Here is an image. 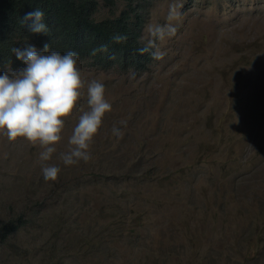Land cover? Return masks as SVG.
I'll return each mask as SVG.
<instances>
[{"label": "rangeland", "instance_id": "374dc122", "mask_svg": "<svg viewBox=\"0 0 264 264\" xmlns=\"http://www.w3.org/2000/svg\"><path fill=\"white\" fill-rule=\"evenodd\" d=\"M146 16L142 41L155 52L148 72H81L85 93L79 103L92 79L104 84L111 103L90 144L92 158L74 166L60 159L87 109L79 106L67 117L52 159L44 162L62 164L61 182L71 189L67 205L75 208L73 224H58L57 212L48 210L60 191V177L44 181L40 147L0 136V211L9 214L3 206L16 211L31 200L42 203L40 215L47 217L0 244V264H89L81 262L83 256L73 257L75 247L66 246L76 230H84L100 181L129 190L127 178L143 173L151 187L141 179L138 192L151 199L147 214L129 239L117 238L119 253L106 264H156L155 257L165 261L158 264H205L207 258L217 264H264V233L253 241L247 227L248 220L264 219V0H151ZM159 52L163 55L157 58ZM121 120L126 124L120 125ZM114 125L121 128L119 138L112 135ZM118 145L122 154L110 159L109 175L105 158L95 156ZM89 176H94L91 185ZM173 187H182V195L191 191L196 204L185 210L182 202L173 206L178 201ZM200 192L203 203L197 200ZM194 205L201 207V216ZM247 208L255 213L247 214ZM183 210L196 217L185 226L182 217L185 222L189 218ZM211 247L223 254L209 252ZM230 253L244 256L231 257L229 263L225 255Z\"/></svg>", "mask_w": 264, "mask_h": 264}, {"label": "clouds", "instance_id": "9594fccd", "mask_svg": "<svg viewBox=\"0 0 264 264\" xmlns=\"http://www.w3.org/2000/svg\"><path fill=\"white\" fill-rule=\"evenodd\" d=\"M20 9L9 0H0V136L13 142L22 138L33 145H38L41 149L38 159L42 162V177L46 182L55 181L60 167L44 162L50 161L52 154L56 152V145L61 140L67 117L79 106L87 107L81 111L68 137V150L60 156L64 166H74L80 162L87 163L92 158L90 144L102 125L104 115L111 111V103L105 97L104 84L96 79L87 82L86 98L79 103L85 93V82L81 72L88 74L119 72L116 69H98L103 65L94 64L87 57L80 58L75 51L68 50L67 44L60 47L51 35L43 10L34 8L29 11L27 5L20 6ZM122 9L119 3L116 8L110 10L103 2L98 1L97 11L93 17L100 21L118 15ZM144 44L151 48L146 42ZM103 50L102 45L99 49H94L93 54ZM162 55V52L156 54L157 58ZM112 59L119 60L117 56H105L106 62ZM130 73L132 72H128ZM119 124L124 125L126 121L121 120ZM111 132L116 138L122 135L121 128L116 125L112 127ZM119 148L120 145L115 150L119 151ZM109 150H113L111 146ZM121 154L120 151L117 153L118 156ZM8 162L9 160L4 161L3 165H7ZM110 162L114 164V160ZM109 165L108 163L107 167ZM109 174L112 175L113 170L110 169ZM2 187L5 190V184ZM1 203L3 200H0ZM26 206L28 205L24 201L16 211L10 207H2V210L8 209L10 213L0 211V224L7 225L16 232L13 236L0 241V244L11 241L22 232L9 226V223L17 219ZM88 208L90 214L93 207ZM71 212L64 221L72 220L73 224L75 218H71L74 210ZM91 223L88 215L84 230H76L74 240L66 247L68 249L75 247L71 250L72 255L78 260L80 256L85 257L81 262L91 264L89 259H92L96 264H106L113 258L110 254L111 249L103 238L93 232L90 228ZM70 237L63 241L64 244Z\"/></svg>", "mask_w": 264, "mask_h": 264}, {"label": "trees", "instance_id": "16d2710c", "mask_svg": "<svg viewBox=\"0 0 264 264\" xmlns=\"http://www.w3.org/2000/svg\"><path fill=\"white\" fill-rule=\"evenodd\" d=\"M11 1L19 10L20 6L27 5L29 11L34 8H39L45 13V21L48 23L51 30V35L54 39L57 40V43L60 47L68 45V50L75 51L80 58H89L94 64L103 65L98 68L101 70L116 69L120 74H128L132 72L137 74L147 70L152 63L154 58L153 49L148 48L142 41L141 33L142 28L145 24V15L149 7V0H9ZM103 2L104 6L110 10L116 8L117 4H121L123 9L118 15H113L111 17L104 18L100 21H97L93 15L97 11V2ZM16 12V11H15ZM14 12V13H15ZM50 35V34H49ZM115 37H119L117 40ZM104 46L103 51H96L93 54L94 49H99L100 46ZM102 53L103 59L100 58ZM117 56V59H112L106 62L105 56ZM210 120V119H209ZM209 127V126H208ZM219 148V147H216ZM212 149V148H210ZM118 149L111 152L109 147L105 150L102 149L97 153L95 157L102 156L105 158L104 165L110 164L108 168L113 170L112 163L110 159L117 155ZM106 163V164H105ZM102 164L99 166L98 170L101 169ZM110 169H106L109 174ZM62 171V167L60 169ZM111 175V174H109ZM62 176V175H61ZM145 173L142 175H133L131 174L127 178L130 183L129 190H122L118 188V185H105L100 181L98 192L96 193L97 198H95L93 203V209L89 214L91 218L90 228L93 232L103 238L111 249V255L113 259L115 253H119V247L121 244L117 241L119 236H125L128 239L129 233H132L133 229L137 226L142 225V217L147 214V206L151 203V199L140 194L138 190L140 189L141 179L143 183L147 186L151 185L146 183L144 178ZM87 177V176H86ZM148 177V176H145ZM171 179V178H170ZM149 180V178H148ZM89 184H93L94 176H89ZM189 183L187 180L184 184ZM173 186H176L173 181H171ZM183 184V185H184ZM78 185H84V183H78ZM182 185V187H183ZM219 186L222 183H218ZM60 191L55 193L56 200L53 198L51 204L48 207V210L52 207L54 212H57L55 216V221L58 224L65 225L71 224L72 220L64 219L68 214L75 208H68L67 202L69 200V194L71 189L68 187V182H61L59 179ZM56 187V184L53 185ZM182 187L180 188L173 187L176 189V192L173 194V197L176 196L178 199L177 203H173V206H177L179 202H182L184 205V210L188 207H192L193 204H196V201L191 197V191H188L182 195ZM201 192L198 194L197 200L200 199L201 203L205 202L203 197H201ZM25 204L28 205L25 207V210L21 215L15 220H11L9 226L13 228H18L24 230L29 226L30 222L40 219L44 221L47 219L44 215L40 213L44 210V206L41 202L26 200ZM201 216V207L194 205ZM183 210V212H184ZM244 211L252 215L255 213L254 208H247ZM71 212V213H72ZM140 212V214H139ZM185 217L189 218L187 222L183 221V225L190 223V219H195L192 216H189L185 213ZM124 218V219H123ZM63 220V221H61ZM208 219L203 218L202 221L207 222ZM213 221V220H211ZM140 222V225H138ZM186 223V224H185ZM0 241L11 237L15 234V230L8 227L7 225L0 224ZM223 225V223H222ZM212 226V225H211ZM248 231L255 240H261L257 238L260 234L264 233V219L260 220L255 218L254 221L248 220ZM206 229V228H205ZM213 231L217 228L212 226ZM254 231V232H253ZM190 240L195 241L196 238L190 237L188 232H185ZM252 241V242H253ZM249 248V246H247ZM219 249L211 247L209 252L217 253ZM217 251V252H216ZM246 252V251H245ZM145 254V252H142ZM218 253L223 254L222 250ZM247 253V252H246ZM147 258H152V252H148ZM248 254V253H247ZM190 255V254H189ZM244 256V254H242ZM240 254L230 253L226 254L225 257L228 259L229 263H232V258H241L243 257ZM221 258V256H218ZM232 257V258H231ZM237 260V262L239 261ZM156 264L159 262L165 263V261H159L158 257L154 258ZM264 262V254L262 256ZM219 261L210 260L207 258L205 264H217ZM147 260L144 264H148ZM250 261L246 260V264H249ZM142 264V263H141ZM151 264V263H150ZM244 264V262L240 263ZM251 264V263H250Z\"/></svg>", "mask_w": 264, "mask_h": 264}, {"label": "bare ground", "instance_id": "6f19581e", "mask_svg": "<svg viewBox=\"0 0 264 264\" xmlns=\"http://www.w3.org/2000/svg\"><path fill=\"white\" fill-rule=\"evenodd\" d=\"M154 55H155V52L153 51V56H154ZM99 56H100L101 59H103L102 53H101ZM148 70H149V69L145 70L144 73H140L139 76L145 74L146 72H148ZM130 74L133 75V76H136V75H137V74H134V73H130ZM57 166H59L60 169H61L62 164H57ZM61 175H62V176H61ZM59 177H60V178H61V177H64V174H62V173L59 172L57 178H59ZM60 178H59V179H60ZM59 179H57V181H59ZM123 219H124V218H123ZM89 262H91V264H95L96 261H94V260H92V259H91V260L89 259ZM99 264H100V263H99Z\"/></svg>", "mask_w": 264, "mask_h": 264}]
</instances>
